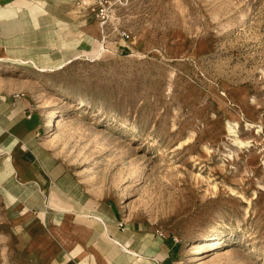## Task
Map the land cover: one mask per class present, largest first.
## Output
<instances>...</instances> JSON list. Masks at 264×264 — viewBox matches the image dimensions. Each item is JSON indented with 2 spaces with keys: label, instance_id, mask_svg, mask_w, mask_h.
<instances>
[{
  "label": "rangeland",
  "instance_id": "374dc122",
  "mask_svg": "<svg viewBox=\"0 0 264 264\" xmlns=\"http://www.w3.org/2000/svg\"><path fill=\"white\" fill-rule=\"evenodd\" d=\"M104 4L95 55L0 70L45 124L59 115L45 135L85 185L178 244L175 264H264V0ZM0 264H53L1 193Z\"/></svg>",
  "mask_w": 264,
  "mask_h": 264
},
{
  "label": "crops",
  "instance_id": "0c3cea01",
  "mask_svg": "<svg viewBox=\"0 0 264 264\" xmlns=\"http://www.w3.org/2000/svg\"><path fill=\"white\" fill-rule=\"evenodd\" d=\"M94 1L0 0V66L47 70L95 55L106 35ZM37 102L0 70V193L19 236L53 264H175L171 237L85 185L45 135Z\"/></svg>",
  "mask_w": 264,
  "mask_h": 264
},
{
  "label": "built area",
  "instance_id": "2783aa9c",
  "mask_svg": "<svg viewBox=\"0 0 264 264\" xmlns=\"http://www.w3.org/2000/svg\"><path fill=\"white\" fill-rule=\"evenodd\" d=\"M91 10L92 12L95 13L96 16L101 17V23L103 24L106 20H104L105 16H106V8H105V4H104V0H95L93 5L91 6ZM120 35L126 39L128 38V32L126 30H122L120 32ZM159 233L161 235H164V232L159 230Z\"/></svg>",
  "mask_w": 264,
  "mask_h": 264
},
{
  "label": "bare ground",
  "instance_id": "6f19581e",
  "mask_svg": "<svg viewBox=\"0 0 264 264\" xmlns=\"http://www.w3.org/2000/svg\"><path fill=\"white\" fill-rule=\"evenodd\" d=\"M3 62V61H2ZM1 63V62H0ZM43 70V69H42ZM48 126H50L51 129H54L59 124V115H57L55 112L50 113L49 119H48ZM214 237V236H213ZM215 251L210 255L211 258L215 257ZM200 257V256H199Z\"/></svg>",
  "mask_w": 264,
  "mask_h": 264
}]
</instances>
